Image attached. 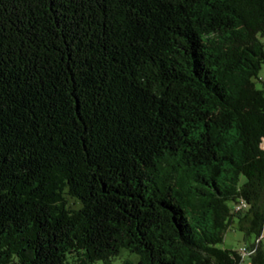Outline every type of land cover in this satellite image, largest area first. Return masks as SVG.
Returning <instances> with one entry per match:
<instances>
[{
  "label": "trees",
  "instance_id": "16d2710c",
  "mask_svg": "<svg viewBox=\"0 0 264 264\" xmlns=\"http://www.w3.org/2000/svg\"><path fill=\"white\" fill-rule=\"evenodd\" d=\"M263 36L264 0H0V264H264Z\"/></svg>",
  "mask_w": 264,
  "mask_h": 264
},
{
  "label": "rangeland",
  "instance_id": "374dc122",
  "mask_svg": "<svg viewBox=\"0 0 264 264\" xmlns=\"http://www.w3.org/2000/svg\"><path fill=\"white\" fill-rule=\"evenodd\" d=\"M262 40L264 44V36ZM256 84H257L256 87L258 89H262L264 86V66L262 68V71H260L259 80L256 81ZM263 149H264V145H263ZM245 244L246 242L244 240V234L235 229H230L226 233L224 243H222L219 247L221 249H231L233 251H238L240 248L244 247ZM128 258L132 260L137 259V257L131 255L129 251L124 250L118 258L113 260L112 264H123L124 260ZM246 264H250V261H247Z\"/></svg>",
  "mask_w": 264,
  "mask_h": 264
},
{
  "label": "built area",
  "instance_id": "2783aa9c",
  "mask_svg": "<svg viewBox=\"0 0 264 264\" xmlns=\"http://www.w3.org/2000/svg\"><path fill=\"white\" fill-rule=\"evenodd\" d=\"M264 143H262V148H263ZM264 150V149H263ZM247 208V204L245 202H241V204L238 206L236 211H242L243 209ZM264 238V235L259 239L260 241ZM239 253L245 257L248 258L254 254V251H250L248 248L245 246L239 249Z\"/></svg>",
  "mask_w": 264,
  "mask_h": 264
}]
</instances>
